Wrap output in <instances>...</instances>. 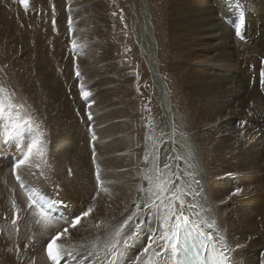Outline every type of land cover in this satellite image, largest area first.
I'll return each instance as SVG.
<instances>
[{
    "label": "bare ground",
    "instance_id": "1",
    "mask_svg": "<svg viewBox=\"0 0 264 264\" xmlns=\"http://www.w3.org/2000/svg\"><path fill=\"white\" fill-rule=\"evenodd\" d=\"M132 4V6L141 7L143 13L140 25L132 28L133 38L141 58L148 64L155 96L162 107L168 106L164 108V111L168 112L170 100H167L164 88L155 75L156 73L154 74L158 55L156 54V42L154 43L150 35L152 33L151 25L147 18L150 16L149 14L147 17L145 16L146 8L142 0H134ZM159 9L165 38L162 46H164V53L167 55L166 63L174 74L179 73V78L175 77V97L177 99V107H175L179 126L186 131L185 136L180 138L179 154L185 153L186 147L191 146L196 157L195 163L198 164V178H201L207 200L212 206V214L225 231L229 244L233 247L237 244L241 245L236 253L237 261L243 262V264H260L261 253L259 250L264 248V166L262 170L259 167L264 159L262 156L264 153V89L259 84V67L261 59H264V0H243V35L245 36L243 41L236 38L230 27L233 21L238 20L239 17L238 10L227 0H160ZM218 62L222 64L224 71L233 69L234 77L225 83L227 85L226 99L221 101L224 105H222L224 115L223 119L219 118L216 124L212 123L215 120L208 121V118L204 119L197 114L201 107L205 109L208 102L214 100L207 97L211 93L210 84L202 86L201 79L209 75L202 68L204 65H216ZM253 65L256 68L255 73L252 71ZM209 73L213 72L210 70ZM157 74L159 76L158 71ZM216 85L223 88L221 80L217 81ZM205 110L209 112L211 109ZM193 114L198 118H193ZM204 117H208V115ZM165 119L170 130L171 115H169V119L167 117ZM241 120L247 121L246 126L242 129L237 124ZM97 121L96 119L95 125L99 127L105 125V128L99 129L98 132L93 124L95 132L98 133L97 140L94 142L97 159L101 166H105L107 180L115 183L112 185L113 198L111 200L106 199L107 197L99 199V201L106 199L107 205L104 214L96 219L111 220L112 217L119 218L120 212L133 195L132 190L140 182L137 173L144 167L143 135L132 133L128 141L125 140L117 146L113 140V130H109L112 125L105 120ZM208 122H211V125H219L217 133L214 128L205 127L202 124H208ZM100 131H105L106 134L100 135ZM254 132L255 137L257 135L260 140L254 138ZM110 134H112V141L108 140ZM117 135L122 139L126 134ZM77 138L80 139L79 136ZM133 139H137L135 148L133 145L130 146ZM74 148L76 150L75 140L74 137H71L64 145V150L68 152L63 153V160H75L78 169L93 166L92 161V165H90L82 153L79 151L74 153ZM54 149L56 150V148ZM214 149L217 150H215L217 155L212 157L211 152ZM175 150L177 149L175 148ZM6 152H0L1 161ZM174 154L177 155L178 151ZM1 161L0 164H3L4 160ZM180 165L183 167L184 162L181 161ZM122 169L127 171L121 172V175L118 176L117 170ZM220 171L222 176L225 175L221 180H218L217 176ZM227 173L232 175H226ZM8 174L7 172L1 177L4 179L0 180V195L2 197L0 198V217L3 219H7V200L10 195L8 188L16 187L13 184L15 182L8 179ZM75 174L77 181L81 179L80 192L76 193L74 198L61 195L60 199L68 205L67 212L78 213L90 202L86 193L87 176L81 177L78 171ZM242 176L246 177L244 181H241ZM133 177H137V179L134 180ZM230 181L241 184L238 185V188L240 187L242 190L241 195H230L233 192V188L228 183ZM16 188L18 197L19 189ZM90 223H95V220ZM87 224L88 221L83 222V229L80 231L81 239L90 236L89 228H86ZM27 227V221L22 222L20 238L17 240L13 236L12 239H9L10 223L0 222V256L3 257L0 264H10L12 254L14 253V256L16 254L13 248L17 244L22 252L35 259L36 264H47L46 256L41 248V244L46 242L45 237L37 236L38 242L35 247L24 249L28 235ZM91 231L95 230L91 229ZM139 247L140 245L137 244L130 254L134 255ZM16 261L21 262L20 260Z\"/></svg>",
    "mask_w": 264,
    "mask_h": 264
},
{
    "label": "rangeland",
    "instance_id": "2",
    "mask_svg": "<svg viewBox=\"0 0 264 264\" xmlns=\"http://www.w3.org/2000/svg\"><path fill=\"white\" fill-rule=\"evenodd\" d=\"M133 1L71 0V8L76 9L73 19L78 22L74 25V34L78 44L86 45L83 51L73 53L70 49V36L67 30L68 0H28L27 7L20 4L19 0H0V83L10 86L19 96L27 100L44 124L48 136L50 166L48 176L50 180L42 187L49 195H53V186L58 184L61 186L59 198L61 195L74 198L82 186L81 179L76 180L75 173L78 171L81 177L86 175L88 178L86 193L89 202H92L91 195L95 191V166L78 169L75 160H63V153L68 152L64 150L65 143L74 137L76 145L74 153L79 151L92 165L93 143L88 125L91 123L94 130L93 124L95 125L96 119L98 121L99 119L105 120L112 125L109 130H113V140L117 146L125 140L128 141L132 133L142 134L144 147L142 155L145 153V136H151L153 139L147 142V146L149 148L153 144L158 146L160 161L163 160L160 162L161 167L164 163L169 162V156H175L174 152L178 151L179 154V143L182 138L180 133L186 134V131L180 128L176 115L175 77L179 78V73L174 74L166 63L167 55H165V49L162 46L165 38L161 25L162 15L159 13L160 0H142V2L146 8L145 16L147 17V14L150 16V18L147 17L151 25L152 33L150 35L157 47L156 54L158 56L154 74L156 73L157 76L158 71L166 87L170 100L169 113L167 110L164 111V108L168 106L162 107L155 96L148 64L141 58L133 38L132 28L138 27L143 19L142 8L138 5L132 6ZM53 5L56 10V31H53L52 26ZM113 12L116 13V16L112 15ZM121 14L123 22L120 19ZM75 65H78L84 75V82L90 86L93 93L92 99L95 103L91 108L92 122L87 120L85 104L80 98L77 87L78 81L74 78ZM202 69H205L209 74L201 79L202 86L210 84L211 93L207 97L214 100L208 102L209 104L205 107V109H211L209 112L201 107L197 115L204 119L208 118V121L215 120L212 123L217 124L219 118L223 119L224 115L222 108L224 105L221 101L226 99L227 85L225 83L234 77V70L224 71L220 62L211 66L204 65ZM210 70L213 72L212 74L209 73ZM219 80L222 81L223 88L216 85ZM213 89L215 90L213 91ZM77 109H79V115H77ZM164 114L168 119L171 115L173 119H169L170 130ZM197 115L193 114L192 117L198 118ZM206 115L208 117H204ZM106 122L104 123L106 124ZM173 123L177 126L175 134L177 137L172 135ZM210 123L202 124L205 127L214 128L217 133L219 125L212 124V126ZM95 127L99 132V129L105 128V125L100 127L95 125ZM95 134L98 135L97 132ZM104 134H106L105 131H100V135ZM117 134L126 135L125 138L120 139ZM77 136L80 137L79 140ZM111 137L112 134H110L109 141H112ZM257 137L254 132V138L259 139ZM136 142L137 139H133L130 146L133 145L135 148ZM175 148L177 150L173 151ZM215 150L211 152L212 157L217 155L215 153L217 150ZM12 154L14 155V149L7 151L3 157L4 163L0 164V170H3L0 171V178L8 172V179L13 180L14 186L18 187L11 175ZM179 163L181 164V161ZM263 164L264 159L259 165L260 170L263 169ZM101 167L107 180L105 166ZM68 169H72L71 177L68 176ZM121 172L124 171L117 170L118 176L121 175ZM219 174L217 177L218 180H221L225 174L222 176L221 171ZM9 176L11 177L9 178ZM244 178L246 179L242 176L241 181H244ZM228 183L233 188L232 191L241 185L234 181ZM0 198H2L1 195ZM106 199L98 200L97 210L93 214L95 218L104 214L107 205ZM89 223L90 221L86 228H89ZM82 229L83 227H79V230L73 231V243L82 240L80 238ZM9 248L11 249V247ZM259 251L264 253V248ZM31 253L33 252L31 251ZM12 255L10 264H21L16 261L18 260L16 254ZM2 259L3 257L0 256V261Z\"/></svg>",
    "mask_w": 264,
    "mask_h": 264
},
{
    "label": "snow or ice",
    "instance_id": "3",
    "mask_svg": "<svg viewBox=\"0 0 264 264\" xmlns=\"http://www.w3.org/2000/svg\"><path fill=\"white\" fill-rule=\"evenodd\" d=\"M227 2L238 10L239 18L230 27L236 38L243 41V0ZM19 3L28 6V0H19ZM68 4L70 49L78 53L86 45L77 43L73 31L78 23L73 19L76 9L71 8V0H68ZM112 15L116 16V13ZM52 16L53 31H56L54 5ZM120 19L123 22L122 14ZM252 71H256L254 65ZM74 78L78 81L87 120L92 122L91 108L95 101L78 65L74 66ZM259 84L264 89V59L260 61ZM237 124L242 129L247 121L241 120ZM172 128L174 137L177 131L175 123ZM88 131L93 143L95 191L89 205L82 207L78 213L67 212L68 205L59 198L61 186H53L54 196L46 193L42 187L50 180L48 136L43 122L27 100L10 86L0 83V152L14 149L11 175L20 194L18 199L17 188H8L7 219L0 217V222L10 223L9 239L14 236L18 240L20 224L27 221L28 235L24 249L35 247L37 236L45 237L46 242L41 244V248L47 264H243L236 258L241 245L233 247L229 244L225 231L212 214V206L207 200L201 178H198V164L195 163L191 146L186 147L184 154L169 156V162L161 167L159 148L155 144L149 148L147 142L153 138L146 135L144 167L137 173L140 182L132 190L131 199L125 204L119 218L96 219L93 214L97 210L98 200L102 197L113 198L112 185L115 182L106 180L103 174L94 146L97 136L91 123ZM180 135L183 137L185 133L181 132ZM180 161L184 162L183 167ZM72 175V169H68V176ZM241 194L242 190L236 188L230 195ZM92 220L95 223H89L90 236L73 243V231L79 230L84 221ZM137 244L140 245L139 249L131 255V250ZM14 251L21 264H36L34 258L21 251L19 244L15 245ZM260 264H264V253H261Z\"/></svg>",
    "mask_w": 264,
    "mask_h": 264
},
{
    "label": "water",
    "instance_id": "4",
    "mask_svg": "<svg viewBox=\"0 0 264 264\" xmlns=\"http://www.w3.org/2000/svg\"><path fill=\"white\" fill-rule=\"evenodd\" d=\"M157 78H158V80L161 82V84H162V86H163V88H164V93L166 94V96H167V100H168V93H167L166 87H165L164 83L162 82L160 76L157 75Z\"/></svg>",
    "mask_w": 264,
    "mask_h": 264
}]
</instances>
